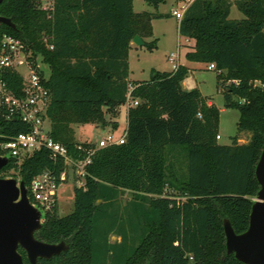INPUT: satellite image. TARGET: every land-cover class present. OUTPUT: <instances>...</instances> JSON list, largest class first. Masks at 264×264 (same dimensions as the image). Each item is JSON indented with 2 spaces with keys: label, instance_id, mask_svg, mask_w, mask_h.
I'll return each instance as SVG.
<instances>
[{
  "label": "trees",
  "instance_id": "obj_1",
  "mask_svg": "<svg viewBox=\"0 0 264 264\" xmlns=\"http://www.w3.org/2000/svg\"><path fill=\"white\" fill-rule=\"evenodd\" d=\"M145 1L156 7L166 2ZM234 4L243 18L230 17ZM40 6L41 0H4L0 14L16 28L2 24L0 39L19 38L48 65L55 140L82 158L73 124L116 129L128 95L139 104L128 109L126 141L99 148L87 165L73 212L60 217L56 207L46 214L36 236L64 240L69 249L38 264H243L227 251L224 220L237 233L246 231L261 188L256 166L264 148V0H193L179 22L180 34L195 42L186 57L222 70L225 105L239 110V131L250 134L247 142L237 135L232 144L218 142L220 108L199 88L183 87L189 67L130 79L133 38L139 34L154 49L152 22L163 14L137 12L133 0H55L51 16ZM2 75L21 94V74L5 69ZM29 128L20 117L1 116L0 141ZM64 168L63 159L43 148L20 164L10 158L0 175L30 185L44 170L59 175ZM126 192L131 198L123 202Z\"/></svg>",
  "mask_w": 264,
  "mask_h": 264
},
{
  "label": "built area",
  "instance_id": "obj_2",
  "mask_svg": "<svg viewBox=\"0 0 264 264\" xmlns=\"http://www.w3.org/2000/svg\"><path fill=\"white\" fill-rule=\"evenodd\" d=\"M193 0H184L181 11L174 10V14L180 20ZM51 16L55 9V0H41V6ZM53 48V45H49ZM178 54L172 52L169 61L173 70L180 66ZM218 73L222 72L215 63L208 65ZM41 55L35 56L27 50L26 44L10 34H4L0 39V117H20L29 125V130L21 132L9 140L0 141V154L17 159L20 164L26 157L35 151L46 148L54 159H63L65 168L57 175L53 170L46 169L36 175L28 187V193L32 203L37 206L43 215L54 211L59 204V190L61 185L69 178L72 171L77 178L78 186H83L89 165L99 148L113 144H121L126 141L127 129L122 136L116 137L114 133L103 137L99 142L87 141L77 145L79 150L85 152L82 158H74L67 145L55 140L51 135L48 109L52 100V92L48 86L50 71ZM14 69L23 78L21 94H16L3 78L2 71ZM25 69V73L23 70ZM139 104V100L133 99L130 94L126 102L129 109ZM218 139L220 135L217 136ZM20 181V179H19Z\"/></svg>",
  "mask_w": 264,
  "mask_h": 264
},
{
  "label": "rangeland",
  "instance_id": "obj_3",
  "mask_svg": "<svg viewBox=\"0 0 264 264\" xmlns=\"http://www.w3.org/2000/svg\"><path fill=\"white\" fill-rule=\"evenodd\" d=\"M134 9L137 12L150 11L164 15L163 17L154 18L152 22L153 36L148 40L156 39V47L154 49H149L147 46L136 45L131 51L130 79L132 81L149 80L154 69L168 71L172 68V64L169 61L171 52L181 55L182 60L185 58V52L188 49L189 43L187 38L180 34L178 29L180 18H177L174 14V10L181 11L183 9V3L177 2L176 0H166V2L156 7L145 0H135ZM230 17L232 19H241L244 17V14L238 9L236 4H234ZM207 65L202 62L197 64L199 67L197 70V77L202 83L203 90L210 95L220 110L223 108V110H221L219 122V134L221 135V139H219L218 142L221 144H232L233 138L237 135H240V143L247 142L250 134L248 132H240L238 128L240 118L239 110L225 105L224 94L221 89L218 88V72L207 68ZM46 69L49 70V68ZM23 72H26L25 69ZM117 119L120 124L116 129H114L112 124L105 127L93 122L73 124L74 137L80 142H99L101 138L108 136L110 133H114L116 137H120L127 129L128 124L127 107L125 105L120 108ZM76 186H78L77 178L74 173L70 171L69 178L61 185L59 190L58 215L60 217L67 216L73 212L75 208ZM130 198L131 194L129 192L121 196L123 202ZM110 238L113 242L120 240V236L117 235H111Z\"/></svg>",
  "mask_w": 264,
  "mask_h": 264
},
{
  "label": "water",
  "instance_id": "obj_4",
  "mask_svg": "<svg viewBox=\"0 0 264 264\" xmlns=\"http://www.w3.org/2000/svg\"><path fill=\"white\" fill-rule=\"evenodd\" d=\"M4 0H0V6ZM6 24L16 28L11 18L0 14V27ZM133 42L145 46L137 34ZM10 158L0 154V171ZM256 176L261 185L250 215V225L237 233L227 218L224 220L228 253H234L243 264H264V148L256 166ZM43 226V215L29 196L25 181L0 175V264H26L20 252L23 248L31 264L39 259H52L69 249L66 241L51 243L36 236Z\"/></svg>",
  "mask_w": 264,
  "mask_h": 264
},
{
  "label": "crops",
  "instance_id": "obj_5",
  "mask_svg": "<svg viewBox=\"0 0 264 264\" xmlns=\"http://www.w3.org/2000/svg\"><path fill=\"white\" fill-rule=\"evenodd\" d=\"M232 1H234V0H232ZM133 2H134V5H135V0H133ZM234 6V5H233ZM233 6H232V9H233ZM232 9H231V13H232ZM135 10V9H134ZM237 19H239V18H237ZM180 22V21H179ZM178 22V23H179ZM179 29V28H178ZM187 38V40H188V49L186 50V52H185V58H184V60H182V58H181V55H179L178 56V62H179V64L181 65H185V66H187V67H189V74H188V76L184 79V81H183V87L185 88V89H193V88H199L200 90H201V92H202V94L204 95V96H207L208 97V102L210 103V104H212V103H214V101L212 100V98L210 97V95H208L204 90H203V88H202V83L200 82V80H199V78L197 77V70H198V66H197V64L198 63H200V62H196V61H191V60H189L187 57H186V53L188 52V50L190 49L189 47L190 46H193L194 45V40L193 39H190V38H188V37H186ZM134 46H136V44L134 43V42H132V45H131V48H130V52H129V64H130V73H131V63H130V56H131V51H132V49L133 48H135ZM137 48V47H136ZM172 53V52H171ZM203 63V62H202ZM204 64H206L207 65V63H204ZM208 66V65H207ZM207 68H209V67H207ZM171 70H173V68H171L170 70H168V71H171ZM211 70H214V69H211ZM218 86H219V84H218ZM218 88H220V87H218ZM221 110H223V108H221ZM127 114H128V108H127ZM128 116V115H127ZM128 118V117H127ZM220 135V134H219ZM219 139H221V135H220V138ZM218 139V140H219ZM185 199V197H179L178 199Z\"/></svg>",
  "mask_w": 264,
  "mask_h": 264
}]
</instances>
